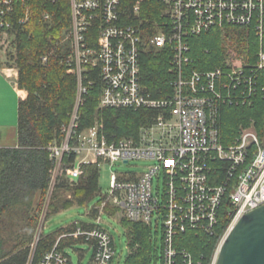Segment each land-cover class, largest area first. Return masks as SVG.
I'll use <instances>...</instances> for the list:
<instances>
[{"label":"built area","instance_id":"obj_1","mask_svg":"<svg viewBox=\"0 0 264 264\" xmlns=\"http://www.w3.org/2000/svg\"><path fill=\"white\" fill-rule=\"evenodd\" d=\"M28 1L0 0V34L15 40L16 24L29 21V10L18 15L17 4ZM70 5L71 25L60 43L69 42L66 64L77 78L78 101L62 139L48 147L50 189L60 179L77 184L88 164L152 162L140 174H112L106 196L129 221L161 224L162 264H177L178 257L192 264L191 254L177 249L179 236L187 231L216 233L225 216L229 225L215 264L233 226L264 205V145L257 132L242 129L233 144L224 145L219 129L222 106L251 105L264 72V0H70ZM150 14L155 20L148 27ZM51 17L45 15L46 20ZM212 30L230 35L231 48L221 67L196 70L192 39ZM149 46L170 54L167 87L157 96L143 73ZM98 84L100 110H153L159 113L155 122L138 138L120 140L109 136L99 119L81 130L85 96ZM161 173L163 194L154 190ZM95 209V227L76 225L75 231L63 233L40 264H72L66 254L70 247L57 249L62 239L88 245L89 264H112L115 241L102 226L107 214L99 206ZM44 228L45 223L41 234Z\"/></svg>","mask_w":264,"mask_h":264},{"label":"trees","instance_id":"obj_2","mask_svg":"<svg viewBox=\"0 0 264 264\" xmlns=\"http://www.w3.org/2000/svg\"><path fill=\"white\" fill-rule=\"evenodd\" d=\"M26 10H29V21L21 26L16 24L17 28L12 32L15 34L16 56L6 62H15L19 70L18 87L25 90L28 96L18 106V146L0 148V264H40L45 255L54 249L59 237L75 231L77 227L69 226L50 235L42 232L33 247L52 176L53 165L48 147L63 137L62 129L69 123L78 83L76 76L68 73L66 64L70 46L60 43L71 25L70 0H29L24 6L17 4L18 15H23ZM148 12L153 14V8H148ZM47 13L52 15L49 20L45 19ZM152 14L148 16V27L155 20ZM191 45L196 70L213 71L221 67L223 32L212 30L193 38ZM169 59L168 52L148 47L143 73L146 85L154 96L161 94L165 85L167 87ZM3 66L0 53V69ZM159 70H164V76L159 74ZM256 84L257 91L251 105L222 106L219 129L224 145L233 144L242 128H253L264 145V72L260 73ZM100 94L98 84L85 96L80 110L81 130L92 127L99 119L115 140L138 138L140 131L151 126L159 115L153 110H100ZM100 168L97 164L85 165L79 185L72 191L68 182L60 179L47 217L51 218L75 205L89 206L101 193ZM69 191L72 199L66 195ZM103 197L107 196H101V200ZM95 207L89 212L93 219L98 214ZM108 210L113 214L119 209ZM121 224L127 230L131 249L125 264H152L153 260L160 259L163 262V247L159 249L154 241L152 226L134 223L127 218ZM228 225L229 220L222 216L216 233L187 231L179 236L177 249L189 252L192 264H212ZM81 226L85 229L95 227L94 223H82ZM80 243L82 240L62 239L57 249L63 251ZM177 264H185L183 257L177 258Z\"/></svg>","mask_w":264,"mask_h":264},{"label":"rangeland","instance_id":"obj_3","mask_svg":"<svg viewBox=\"0 0 264 264\" xmlns=\"http://www.w3.org/2000/svg\"><path fill=\"white\" fill-rule=\"evenodd\" d=\"M224 37V46H223V55H225L226 51H229L231 48V44L228 45V37L230 35L223 33ZM14 39L11 36H7L5 34H0V53L3 58L4 67H13L16 68L15 62H12L11 64H7L6 62H9L10 58L12 56H16V50ZM235 41V37L233 39ZM69 45V42H67ZM242 48V43L240 45V49ZM70 54V53H69ZM159 74L161 76H164V70H159ZM7 94L2 93V97L7 100ZM9 97V96H8ZM78 101V89L76 92V99L74 103V108L69 116V123L72 119V116L74 114V111L77 106ZM6 103V102H5ZM8 108L5 110V118L6 121L9 123V125L18 123V108L14 107L11 108V106L8 104ZM68 123V124H69ZM67 124V125H68ZM243 129V128H242ZM240 130V132L242 131ZM152 162H146V161H135L132 162L130 165H125L123 163H118L115 166H103L100 168V176H99V186L101 189V193L98 194V196L94 199V201L89 204V206H77L75 205L73 208L63 211L58 215H55L51 218L47 217L48 207L52 200V196L54 194V190L49 189L47 192L46 202L45 206L43 208L41 217H40V223L39 228L37 231V234L35 236V240L33 243V247L35 243H37L39 237L41 236L42 231V224L45 223V228L43 230V233L45 235H50L53 233L58 232L59 230L65 228L66 226H69L73 223H88L92 224L95 223L94 219L89 217L88 214L90 210L99 204V201L101 200V196H106L109 194L110 191V182H111V176L112 174H125V175H133V174H140L146 171L147 166H151ZM79 185V182L76 185H70L68 183V188L72 191L75 188H77ZM164 174L161 173L160 177H156L154 180V190L155 192H160V194H163L164 190ZM69 199H72V193L69 191L66 193ZM102 211H105L107 215L102 216L103 221V227L107 229L111 235L114 238L115 245H116V256L112 262V264H125L131 249L129 247V242L127 238V230L123 227L121 224V221L125 218L124 213L116 207L113 200L109 197H103L101 200V203L98 205ZM119 209L115 213H111V210L108 209ZM109 215V216H108ZM111 216V217H110ZM153 227V239L157 242L158 248H162V229L161 224H156L155 222L152 225ZM66 254L71 258L72 264H89L92 258V252L89 249L88 245L85 244H78L75 245L72 248L66 249ZM162 260H153L152 264H162Z\"/></svg>","mask_w":264,"mask_h":264},{"label":"water","instance_id":"obj_4","mask_svg":"<svg viewBox=\"0 0 264 264\" xmlns=\"http://www.w3.org/2000/svg\"><path fill=\"white\" fill-rule=\"evenodd\" d=\"M215 264H264V205L245 214L220 246Z\"/></svg>","mask_w":264,"mask_h":264},{"label":"crops","instance_id":"obj_5","mask_svg":"<svg viewBox=\"0 0 264 264\" xmlns=\"http://www.w3.org/2000/svg\"><path fill=\"white\" fill-rule=\"evenodd\" d=\"M18 79L19 70L17 68L3 66L0 69V148H13L18 146V123L9 125L5 118V110L8 108V104L11 108H18L20 101L26 100L28 96L25 90L19 89ZM3 92H8L7 100L2 97ZM81 224L82 223H73L69 226Z\"/></svg>","mask_w":264,"mask_h":264},{"label":"bare ground","instance_id":"obj_6","mask_svg":"<svg viewBox=\"0 0 264 264\" xmlns=\"http://www.w3.org/2000/svg\"><path fill=\"white\" fill-rule=\"evenodd\" d=\"M71 11V10H70Z\"/></svg>","mask_w":264,"mask_h":264}]
</instances>
